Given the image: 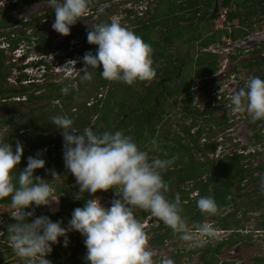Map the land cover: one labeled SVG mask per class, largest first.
Segmentation results:
<instances>
[{
  "label": "clouds",
  "instance_id": "clouds-1",
  "mask_svg": "<svg viewBox=\"0 0 264 264\" xmlns=\"http://www.w3.org/2000/svg\"><path fill=\"white\" fill-rule=\"evenodd\" d=\"M18 2L19 0H1L0 15L2 8ZM48 3L55 13L52 28L63 36H68L71 26L87 16L86 13L90 10L89 0H48ZM122 4V10L129 15V23H134L131 21L133 19H137L138 23L147 14L150 1L124 0ZM2 31L4 29L0 30ZM7 32L9 31H4L3 36H0V49L6 53L13 52L16 57L18 47L10 50L8 42L15 34L9 32L11 35L8 38ZM87 41L97 46L95 54L91 51L84 56L79 54L83 59V68L82 61L77 60L78 55L74 58L66 56L69 60L76 61L66 62L61 67L64 71L71 69L70 74L75 76L83 72L84 80L90 81L93 78L91 70L99 68L104 79L128 85L136 81H151L157 75L151 58V46L134 31L122 26L120 21L102 23L91 28L87 33ZM18 54L16 58L24 63L22 71L36 68L43 70L44 74L48 69L47 64L42 63L44 56L33 57L27 50ZM58 65L55 64L54 67ZM27 76L28 73L25 77ZM27 80L28 78H24L21 82L28 84L30 79ZM35 80L37 79L29 83H35ZM62 92L67 94L69 87L62 88ZM231 105L234 113H247L253 122L264 120V79L249 77L245 87L231 96ZM51 123L61 130L65 167L75 177L79 192L95 194L113 189L119 198L112 200L110 207H106L98 198L86 200L83 207L73 210L67 226L61 221L53 222L44 215L29 222L28 217L33 216L34 210L26 212L25 209L32 205L50 206L53 202H59L60 208V196L52 199V185L45 179L34 176L35 170L45 167L46 161L42 158L44 150L35 156H29L27 166L23 170L19 169L18 177L14 178V170L23 156V144L17 141L13 150L9 142L0 139V199L10 196L12 208L17 213L12 216L16 223L8 227L11 246L17 257L27 264H51L46 257L52 253V246L60 243V238H63V246L66 247L69 243L68 234L76 231L84 237L87 264H156L153 252L148 247L144 227L134 216V208L150 212L174 234L179 235L180 239H194L193 231L181 215L180 196L177 194L174 200L167 197L169 186L164 181L162 172L173 161L150 159L149 153L141 150L133 137L122 131L97 132L86 128L81 133L74 125V119L66 115L53 116ZM50 175L59 176L55 170H50ZM197 207L202 213L209 215L217 211L212 197H201L197 201ZM2 223L0 219V225ZM198 230L202 236L215 235L211 224H201ZM1 234L0 232V236ZM159 264H175V261L162 258Z\"/></svg>",
  "mask_w": 264,
  "mask_h": 264
},
{
  "label": "trees",
  "instance_id": "trees-1",
  "mask_svg": "<svg viewBox=\"0 0 264 264\" xmlns=\"http://www.w3.org/2000/svg\"><path fill=\"white\" fill-rule=\"evenodd\" d=\"M232 1L223 0L222 6L228 7ZM30 2L31 0H21V3L25 4ZM99 2L101 1L89 0L88 9L94 11ZM19 3H14L4 8L2 12L11 10L14 6H18ZM175 4L177 6L179 5V9H177ZM213 4L214 0H174L171 2V8L169 7L166 12L163 11V14H156L154 22H151L150 19H142L138 20V23H131L130 27H124L134 31L135 34L138 33V36L143 40L147 39L150 41L149 45L152 50H154V53H158L160 50H157L155 45L158 44L160 48L165 49V43L169 42V39L166 41H163V39L159 41L154 40L151 35L154 29L161 26L160 24L163 25L165 21L168 25L170 23L175 24L179 20L191 19V17H195L198 11L204 7H208L209 20H214L216 13L213 9L215 8ZM235 4L239 8L247 7L244 0H237ZM173 6H176L175 8L177 10H173ZM191 11L192 15H190ZM53 14L55 15L54 12ZM113 14H115V9L111 7L99 12L97 15L99 20L91 28L102 23H109V17ZM82 18H85V16ZM234 19H240L243 22L242 16L236 13V8L228 13L225 18L229 22ZM37 20L35 18L33 22L29 21L25 23V29L19 30V34L25 35L26 28H32L33 23ZM0 21L1 23L9 22L7 19H1ZM144 25L148 26L150 30V39L149 34H141L139 31ZM194 25L192 26L194 27ZM173 30H179V28H173ZM202 32L203 30L201 32L198 31V34L194 33L195 36L189 35L187 38H183L181 43L186 44L191 51H194L196 45L198 50H200V48L207 47L210 43L218 40V36L215 35H210L202 39ZM218 32L220 35L225 34L229 36L226 29ZM3 33L4 31L0 32V36H3ZM7 34L8 38H10L11 34L9 32ZM21 40L18 37L9 39L10 50L17 48ZM68 46L69 40L65 48ZM87 46H84L77 52L83 56L89 51L95 54L97 46L91 44L89 46V43ZM50 48L51 50L54 49L53 47ZM77 52L74 50L70 51L68 57H76L78 55ZM166 52L170 55L163 56L161 54V58H155L152 53L153 67L157 72L155 78H158L159 81L152 83L151 87L144 91L142 87L147 81H137L130 88V85L126 83L104 79L100 74L101 69L99 68L91 70L93 78L90 81L81 78L84 74L82 72L75 77L61 79L58 83L54 81V78H48L45 86L40 85L38 82L28 83L26 85L19 83L18 86L7 84V77L11 74V67L13 66L7 63L10 61V57L6 54V51L0 49V100H3V102H12L11 98L14 97L13 94H20L18 97H23L24 99L18 101L26 100L28 103L44 102L40 107L33 108L25 115L23 114L15 125L11 118L4 122V124L12 125L5 127L2 124L4 127L0 129V139L9 142L13 146V150L15 149L17 141L23 144V156L19 166L14 170V178L18 177L19 169L23 170L27 166V158L29 156H35L38 152L44 150L42 158L46 161L45 167L35 170L34 176L45 179L46 182L52 185L54 189L53 195L60 196V208L54 214L49 213L46 206L36 207L32 205L25 209L26 212H33L34 210L33 216L28 217L29 222L35 217L44 215L48 216L53 222L61 221L64 226H67L75 208L83 207L88 199L96 198L98 195L105 196L110 192V189L108 191H98L95 194L79 192V186L76 183L75 177L65 167L61 130L51 123L53 116L66 115L74 119V125L81 133L86 128H91L97 132L122 131L125 135L133 137L141 150L148 152L146 147L149 144H151L150 147L155 145L157 148L148 152L150 159H152L150 154L156 153L157 149L160 148L162 152L158 157L161 160H171V158L176 156L175 154H178L172 163L176 172H162L163 179L169 186L167 193L168 199L174 200L178 194L180 201L183 202L187 198L189 191H183L181 187L186 182L190 183V181H194L191 191L198 190L200 192L199 198L191 206L186 205V207H183L181 212V215H192L191 219H186L188 225L192 226L193 229H198V226L203 224L206 218L215 216L218 225H221L224 229L230 227V223L227 220H223L221 214L228 208H235V212L241 210L240 203H237L239 195L235 194L232 189L241 184L244 178V166L246 164L244 160H246L247 156L241 154L233 157L227 156L219 160L218 172L212 169L214 161L209 157V154L215 150L216 145L211 141V130L205 131L202 129L197 132H192V129L197 125L195 114L198 113V104H200L194 100L195 93H187V90H190L193 85V78L189 75V79L184 80L181 75L182 83L171 87L170 83L178 71V65L173 63L172 54L168 51ZM194 56L195 53L186 55V65L189 64L190 70L196 76L217 70L215 65L216 55L213 53L201 52L197 57ZM47 67L49 73L52 72L54 74L53 69L48 64ZM22 68L24 67L20 66L18 69L21 70ZM43 75L48 77L46 72ZM18 80L19 82L22 81L20 78ZM74 82H78L76 87L73 86ZM65 86L69 87L67 94L62 92V88ZM211 86L209 85L196 90L197 93L200 90L205 93V96H201L202 101L210 102L212 99L210 95ZM101 91L104 92V95ZM130 91L134 92L131 96L128 94ZM5 93L6 95L12 94L11 98L10 95L7 97L3 96ZM97 95H101L100 98L94 103H89ZM157 95L158 97H156ZM50 100L57 101V103L53 104ZM176 108L179 109L181 120L187 118L188 115L192 118V123L189 125L179 124L182 128L181 132L183 136H178L174 132L172 133L171 128L167 126L170 122L164 121L165 115L170 114L173 110L176 111ZM46 115L50 116V118L45 120ZM204 132L207 134L209 140L202 143L201 136H203ZM153 141H155V144H153ZM171 141H173L172 144L170 143ZM50 170H55L59 176L52 177ZM216 181H218V184H215ZM105 197H102V202H104L103 199ZM201 197H212L215 200L217 205L216 213L209 215L200 211L197 207V201ZM116 198L112 197V200ZM6 203H11L10 196L0 199V204ZM110 205L111 201L105 206L110 207ZM16 214L10 216L5 215L2 225H0V232L2 233L0 236V248L3 249V251H0V264H10L13 261H17L19 264H27L26 261L17 257L9 239L8 227L16 223L12 217ZM149 214L150 212L139 209V214H134V216L142 222ZM236 223L239 227L237 221ZM161 229H163L162 225L152 228L154 231ZM146 234L148 233L146 232ZM171 235H175L172 230L157 234L151 238L150 243L153 246H161ZM68 241L69 243L65 247L63 246V238H60V243L52 246L53 251L46 258L51 261V264H87L85 260L87 250L84 245V237L79 232L72 231L68 234ZM197 249L205 250L207 253L214 250L210 244Z\"/></svg>",
  "mask_w": 264,
  "mask_h": 264
},
{
  "label": "flooded vegetation",
  "instance_id": "flooded-vegetation-1",
  "mask_svg": "<svg viewBox=\"0 0 264 264\" xmlns=\"http://www.w3.org/2000/svg\"><path fill=\"white\" fill-rule=\"evenodd\" d=\"M35 1L40 0H31V2ZM216 1L217 0H214L213 4L215 6V8H213L215 13L218 12ZM261 1L262 0H244L247 7L249 6L251 8L257 5L256 2L261 5ZM19 2V5L14 6L10 11L22 5H26L25 3H21V0H19ZM204 8H206L205 12L209 13L208 7ZM52 11L54 12V9H51L48 14L55 16ZM200 11H198L197 14H200ZM262 12L264 14L263 9ZM252 13L253 12H251V14ZM119 14L121 16L119 20L120 24L130 27L131 22L129 23L130 18L128 13L122 10ZM86 15L85 18L96 16V22L99 20L95 9L94 11L90 9ZM131 17H133V15H131ZM256 17L257 14L255 13L254 21L253 16H251L250 21H244L245 25L240 24V26L235 27L234 30H230L229 27H226L229 36L225 34L220 35L218 31L222 29L209 32L206 37L215 35L218 36V40L210 43L207 47L200 48V51L202 53L207 52L216 55L215 65L217 70L201 76H196L193 72V85L190 90H187V93L192 94L193 92V94H197V89L212 85L210 90L212 99L210 102H204L201 98L196 101L200 104H198V113L195 114L197 125L192 129V132H197L202 129L205 131L211 130V141L216 145L215 150L209 154V157L214 161L212 169L218 172L219 160L227 156L233 157L238 154L247 156L246 160H244V163L246 162L244 166V178L241 184L232 189L237 190V192H233L239 195L237 203L239 204V200H241V210L235 212V208H228L222 212V219L230 223V227L226 229L217 224L215 216H213L214 218H206L203 224H211L215 229V235L213 237L204 236L205 243L197 247L200 248L210 244L214 250L207 253L205 250L201 249H187V251L184 252V256H181L180 252L172 253L169 258L175 260V264H191L190 260H194V256L195 258L197 257L196 260L198 264H264V120L253 122L247 113H234L232 111L233 106L231 105V96L245 87L249 77L257 76L264 79V31H256L258 27L261 26V24L257 25V22H255V20L258 19ZM35 18L37 17L30 19V21L33 22ZM117 19L118 14H113L109 17L110 22L117 21ZM27 22L29 21L26 20L23 24ZM94 24L87 28V31H90ZM82 33L84 34V32ZM69 38L71 39V37H67V41ZM162 39L163 41L167 40L165 36H163ZM241 41H244V44H238ZM168 45L169 42L165 43L166 49H168ZM244 47L247 48L244 49ZM218 54H221V56L225 55L226 60L233 64L230 70L221 71L218 66L220 59ZM180 59L183 60L185 57H177L173 60V63L178 65V71L174 75L172 81L175 84L178 82L176 85L182 83L181 73L185 67V62ZM240 68L242 70L238 71ZM154 80L155 82L159 81L158 78H154ZM151 85L152 84L147 86L144 91L150 88ZM199 92L203 91L200 90ZM201 96H205V93L203 92ZM156 97H158V95ZM169 115H171V113ZM194 129L195 131H193ZM207 140H209V138L204 132L203 136H201V142L205 143ZM238 147L240 149H238ZM175 155L177 156L178 154ZM176 156L171 158V161H174ZM199 160L203 161L204 159ZM170 172H176L172 164L164 170V173ZM193 183L194 181H190V183L186 182L181 187V190L189 191L187 198L181 202V208L186 207V205L191 206V204L199 198L200 192L198 190L191 191ZM215 184H218V181H216ZM135 209L138 211L136 214H139V208ZM182 216L186 220L191 219L192 215L182 214ZM141 224L146 228L144 230L148 233V244L151 248L160 247L153 246L150 243L152 237L160 233L171 231L169 227L151 214L147 215ZM160 225H162L163 229L158 231L152 230L153 227ZM189 229L193 231V233H199V230L193 229L192 226H190ZM220 231L221 233H219ZM150 232H154V235L151 237L149 236ZM172 236L173 235H171V237ZM174 236L179 235L175 234ZM181 253H183V251H181Z\"/></svg>",
  "mask_w": 264,
  "mask_h": 264
},
{
  "label": "rangeland",
  "instance_id": "rangeland-1",
  "mask_svg": "<svg viewBox=\"0 0 264 264\" xmlns=\"http://www.w3.org/2000/svg\"><path fill=\"white\" fill-rule=\"evenodd\" d=\"M101 2L98 3V5H96V9L95 12H101L104 11V9L106 8H113L115 9V14H118V19L117 21H119L121 18L120 16V12L122 11L123 8V4L122 1L124 0H100ZM150 1V4L148 6V11L146 12L147 14L142 18L143 20H149L151 22H154V17H156V14H163V11H167L169 9V7L171 8V2L174 0H148ZM222 1L223 0H217L216 3L218 5V12H216L217 17L214 20H209V16L208 13H206V8H203L200 11V14H197V16L195 17H191V19H187V20H179L178 22H175V24L170 23L167 25L166 21L164 24H166V26H164V24H160L161 26H158L156 29H154L152 35V38L156 41H159L160 39L163 38V36H165L167 39H169V45H168V49H164V48H160V46L158 44H156V49L160 50L158 53H154V50L152 51L153 56L155 58H161V54H163V56L165 55H170L169 53H167L166 51L170 52L172 54L173 60L177 57H181L184 58L183 62H185V65L187 63V59H186V55L187 54H192L195 53L194 57H197L199 54H201V51L198 50V47L196 45V48L194 49V51L191 49H189V47H187L186 44L181 43L183 38H187L189 35H194V33L198 34V31L202 32V39H204L209 32H215L218 29H227L226 27H229L230 30H234L235 27L240 26V24H244V21L251 19V16H253V21H254V17H255V13L257 14L258 19L255 20V22H257V25H260L258 27V30H263L264 31V14L262 12V9L264 10V0L261 1V5H259L258 2H256V6L255 7H237V5L235 4V2L237 0H233L230 3V6L228 7H224L222 6ZM259 1V0H256ZM5 5V4H4ZM177 6V4H175ZM203 5V4H202ZM175 6V7H176ZM173 6V10H177L179 9V5L177 6V9ZM263 7V8H261ZM236 8V13H239L242 16L243 22L240 21V19H234L231 22H227L225 20L226 15L230 12H232L234 9ZM51 9H53L48 1L46 0H40V1H35V2H31L30 4H26V5H22L19 8H16L13 11L8 12L7 14L3 13V8L1 10L2 14L0 15V18H4L9 20V22H2L0 21V30L4 29V31H9L13 34H15V37H18L20 39H24L21 40L19 45H18V49L19 52H22V50H27L28 54H33V57L35 56H44L45 59L42 60L43 64H48L50 65V68L53 69V73L50 72L49 70L46 69V73L48 75L44 76L43 75V70H36V68L33 69H27L26 72L28 73V76L25 77L26 79L28 78V80L30 79L29 82H33L34 79L35 82H38L40 85L45 86V82L48 80V78H54L55 82H60L61 79H66L68 77H75V75L70 74L71 73V69H67V71H64L65 69L61 68L63 67L66 62L68 61H76V60H69L66 56H68L70 50H74V51H79L81 50L86 44H87V28H89L92 24H94L96 22V16L92 17V18H81V20H78L76 22L75 25L71 26L70 29V34L68 36H63L58 34L56 31L53 30L52 28V24L55 21V16H51L48 14L49 11H51ZM157 9V10H156ZM225 10H226V14H225ZM124 11V10H123ZM251 12H253L251 14ZM262 12V13H261ZM251 14V15H250ZM190 15H192V11L190 12ZM34 17H37L38 21H35L32 26V28L27 29L26 34L25 35H20L19 34V30L21 29H25L23 26L24 21L28 20L30 21V19H33ZM202 17V19H201ZM134 23H137V19H133L131 20ZM200 22V23H199ZM194 25V28L192 25ZM191 26V27H188ZM173 28H179V30H173ZM257 28V27H256ZM171 29V30H170ZM169 30V31H168ZM228 30V29H227ZM141 34H149V39H150V33H149V28L148 26H142L139 29ZM84 32V34L82 33ZM136 35H139L138 33H136ZM195 36V35H194ZM67 37H71V39L69 38L70 42H69V46L68 48L66 47L67 44ZM152 39V40H153ZM153 40V41H154ZM144 42H146L147 44L150 43V41H148L147 39L144 40ZM86 43V44H85ZM90 46V44H89ZM0 47L1 44H0ZM50 47H55V50L52 51ZM85 47H88L87 45ZM247 47H244V49H246ZM198 50V51H197ZM12 53V55H11ZM17 53L16 57L19 56V54ZM11 59L9 62V64H11L13 67H11V74L9 75V77L7 78V84H11L14 86H18L19 83L26 85L27 83L25 82H19L18 78L23 79L24 75H27L26 72H24V70H20L18 69L19 66H23L24 63L22 62L21 59L16 58L13 55V52L8 51V53H6ZM52 54V55H51ZM78 56H77V60L82 61V68L84 67V63H83V59L82 57L79 55V53L77 52ZM219 62H218V66L221 69V71L223 72V70H230V67H232V63H230L229 61L226 60L225 55L218 54ZM62 62H60V61ZM55 64H59L57 67H54ZM235 65V64H234ZM81 68V69H82ZM80 69V70H81ZM78 70V71H80ZM242 69H238V71H241ZM62 71V72H59ZM190 70V66L189 64H187L182 71V78L184 80L189 79V75L192 76L193 71ZM58 73V74H57ZM78 73V72H76ZM83 78V77H81ZM137 82V81H136ZM153 82H155V80H151V81H147L144 86L142 87L143 90H145V88L147 86H149L150 84H152ZM78 82H74L73 86L76 87ZM178 83V82H177ZM176 83V84H177ZM174 82H171L170 85L171 87L176 86V84L174 85ZM133 87V84L130 85V88ZM102 94L104 95V92L101 91ZM134 92L130 91L128 92V94L131 96L133 95ZM10 94L6 95V93L3 96H9ZM12 95V94H11ZM10 95V98H11ZM14 97L11 98L12 102H3V100H0V129L2 127H9L11 125H5L4 122H6L8 119L13 120V124L15 125L17 121H19L20 117L26 113H28L31 109L33 108H38L41 105L44 104V102H32V103H28L27 101H18V100H22L24 99L23 97H18V95L20 96V94H13ZM102 95V96H103ZM201 95H203V92H198L194 98L195 102L198 101L199 98H201ZM101 95H97L96 97H94L93 99H91L89 101V103H94L97 101V99L100 98ZM198 97V98H197ZM8 98V99H10ZM1 99V96H0ZM53 104H56L57 101H53L50 100ZM179 108V107H178ZM176 108V111L173 110V112H171V115L167 114L165 115V120L164 121H168L170 122L167 126H169L172 130V133H176V135L178 136H183L182 128L179 126V124H185V125H189L191 123V116L188 115L187 118H185L184 120H181V114H179V109ZM176 112V113H175ZM46 115V118H50V116ZM163 121V122H164ZM162 122V123H163ZM161 123V124H162ZM4 126H3V125ZM159 124V125H161ZM195 131V129L193 130ZM171 144L173 143V141L170 142ZM168 144V143H166ZM151 144H149L146 148L148 149V152H150L153 149H156L157 147L155 145H152V147H150ZM238 149H240L238 147ZM162 152V149H157L156 153H152L150 154V156L152 157V159L154 158H159L158 155ZM164 153V152H163ZM234 192H237V190H233ZM106 196V197H105ZM98 195L96 198H98L100 201L102 200V197H105L104 202L101 201L102 204L106 205L109 201H112V197H118V195L115 193V191L113 189H110L109 194L107 195ZM59 196L57 195H53L52 199H58ZM116 198V199H117ZM59 201V200H58ZM239 202L241 203V200H239ZM59 202L58 204L56 202H53L52 205L50 206H46L47 210L49 211V213L54 214L59 210ZM134 214L138 213V211L134 208L133 209ZM16 210L12 208L11 203H6V204H0V219L1 221H3V219L5 218V215H12L15 214ZM205 224H209V223H205ZM190 228V226H189ZM146 229V228H144ZM166 231V230H165ZM221 233V231L219 232ZM156 234V233H155ZM154 235V232H150V237ZM149 238V237H148ZM205 243V238L204 236L200 235L199 233H194V239L192 241H184L182 239H180L179 236H170L169 239H167L165 241V243L160 246V247H150L148 244L149 249L153 252V259L156 262V264H159L160 260L162 258H169L170 255L176 252H180L181 256H184V252L188 250H194L197 249L199 245L204 244ZM0 251H3L2 248H0ZM181 251H183V253H181ZM194 260H190L191 264H198V261L196 260L197 257L195 258V256L193 257ZM7 260V259H6ZM10 264H19V262L17 261H13Z\"/></svg>",
  "mask_w": 264,
  "mask_h": 264
},
{
  "label": "water",
  "instance_id": "water-1",
  "mask_svg": "<svg viewBox=\"0 0 264 264\" xmlns=\"http://www.w3.org/2000/svg\"><path fill=\"white\" fill-rule=\"evenodd\" d=\"M238 44H244V41H241V42H239ZM238 44H237V45H238ZM216 76H217V75H216ZM211 78H214V77H211ZM211 78H210V79H211Z\"/></svg>",
  "mask_w": 264,
  "mask_h": 264
}]
</instances>
